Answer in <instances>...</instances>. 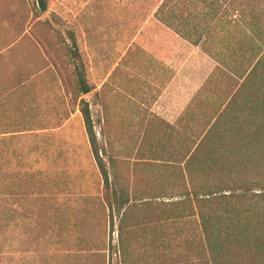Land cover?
Returning a JSON list of instances; mask_svg holds the SVG:
<instances>
[{
    "label": "rangeland",
    "instance_id": "rangeland-1",
    "mask_svg": "<svg viewBox=\"0 0 264 264\" xmlns=\"http://www.w3.org/2000/svg\"><path fill=\"white\" fill-rule=\"evenodd\" d=\"M160 1L46 0V10L39 11L35 0H0V46L10 45L5 55L9 51L16 66L10 77L19 70L25 78L24 89L0 100V132L20 130L0 135V264H264V204L254 194L264 185V118L255 110L264 105V68L214 121L246 64V49L226 24L229 0H185L154 16L171 33L169 11L182 13L174 21L179 35L191 44L199 32L206 37L199 55L210 59L192 110L198 120L161 140L198 145L183 168L163 169L152 183L130 184L123 213L107 204L114 187L127 185L123 171L141 154L135 144L145 143L144 155H153L150 136L129 131L126 115L113 117L110 72ZM161 25L144 30L165 29ZM76 68L94 87L80 97L71 88ZM80 98L110 181L106 189ZM232 180L248 181L251 190L240 201L212 194ZM14 184L20 185L18 200Z\"/></svg>",
    "mask_w": 264,
    "mask_h": 264
},
{
    "label": "crops",
    "instance_id": "crops-1",
    "mask_svg": "<svg viewBox=\"0 0 264 264\" xmlns=\"http://www.w3.org/2000/svg\"><path fill=\"white\" fill-rule=\"evenodd\" d=\"M151 23L161 25L154 16L146 18L142 27L129 38L110 72L113 78V117L122 120L126 115L129 131L137 136L148 135L154 141L151 157L144 155L147 152L145 143L135 144V151L139 150L141 154L131 157L127 169L123 171L122 181L127 185H117L112 191V200L106 199L110 207L116 204L122 209V213L132 196L130 184L152 183L151 178H160L163 169L183 168L185 160L197 145L190 144L189 141L188 144H168L161 143V140L170 133L194 127V121L198 120L192 112L195 97L200 90L203 71L209 64L207 59L210 58L205 54L203 58L200 57L198 45L189 43L175 32L169 33L168 28L163 25L161 26L165 29L159 27L157 31L144 30ZM9 46H0V100L18 88H25V78L19 75V70L13 75L15 78L10 77V74L16 72V66L9 51L8 57L5 55ZM95 46L98 50L99 45ZM126 54L127 63H122ZM109 75L97 84L96 91H100ZM124 80L127 82V92L124 90ZM17 131L20 130L0 132V135Z\"/></svg>",
    "mask_w": 264,
    "mask_h": 264
},
{
    "label": "trees",
    "instance_id": "trees-1",
    "mask_svg": "<svg viewBox=\"0 0 264 264\" xmlns=\"http://www.w3.org/2000/svg\"><path fill=\"white\" fill-rule=\"evenodd\" d=\"M181 1L184 2L185 0H161L153 16H159L162 10H164V8H167L168 5L174 7L176 4H179V2ZM197 1L204 2L206 0H197ZM209 2L210 4L213 5L216 4L215 3L216 0H210ZM35 3L37 4L39 11H44L46 9V5H47L46 0H35ZM229 4L231 6L232 12L228 16V20L226 21V24L229 26L230 35L232 39L236 41V38L239 37L238 42L241 41L243 43L242 45L246 49L245 51L246 64L245 67H242V71L239 77L235 76L237 80H240V82L238 83H236L237 81L234 82L233 87L234 86L236 87L232 90L231 95L225 100L224 104L222 103V105L221 104L219 105L220 110L216 115V117H214V121H216L218 116H222L232 103L237 102V99L242 94L245 85L252 80V78L256 75L257 70L264 68V0H229ZM188 15L189 13H187L185 17H187ZM180 17H182V13L178 14L169 11L168 19H167L169 26H171V29L178 34L182 33L181 32L182 30L178 28L177 24H174V21H177ZM183 19L186 20V18ZM203 35H204L203 33L199 32L197 36L198 38L192 41V44L198 45L200 49L204 48V43L206 41V37ZM231 52L233 54V51ZM221 55L222 53L220 51H217L216 56L219 57ZM71 88L73 89V91L76 92L75 94L76 97H80L81 95L87 94L92 89H94V87L87 84V82L83 78V75L78 70L76 72L75 81L72 84ZM246 102L247 101H245V103ZM78 106H79V112L83 119V123L85 125L88 143L94 161L96 162L97 168L99 170V174L102 179L103 188L106 189L109 180H108L107 172L101 160V157L98 155V147H97L95 135L92 131L87 102L84 101V99L80 98L78 102ZM255 110L256 113H260L261 115H263L264 118V105L257 106ZM1 158L2 156L0 154V166H1ZM247 184L248 181L232 180L230 183H226L225 185L223 184L216 185L215 190L212 192V194L220 193V196L226 197L228 200L232 202H238L241 200V198L244 197L246 192L251 190L248 189L250 187L249 184L248 185ZM19 186L20 185L18 184H14L13 186L16 187L12 189L14 200H18V198H20V196L17 197V193L20 192ZM258 188L260 191L254 194L256 198H258L264 204V185ZM222 192H227V193L225 194ZM203 195L208 196L207 193ZM196 199L198 198L196 197ZM107 204L110 207L109 202H107ZM233 211L235 213L234 217H236L237 223L240 222V219H238L237 217L240 214L238 207H236V209H234ZM0 224H1V213H0ZM1 232L2 231L0 226V236H1ZM0 253H1V246H0ZM213 264H220V263L215 261Z\"/></svg>",
    "mask_w": 264,
    "mask_h": 264
}]
</instances>
